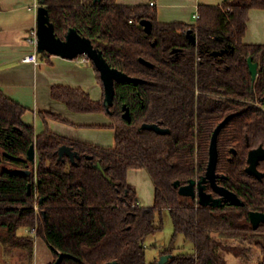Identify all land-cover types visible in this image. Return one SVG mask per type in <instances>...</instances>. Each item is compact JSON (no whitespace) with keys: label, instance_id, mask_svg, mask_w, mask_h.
I'll return each mask as SVG.
<instances>
[{"label":"trees","instance_id":"trees-1","mask_svg":"<svg viewBox=\"0 0 264 264\" xmlns=\"http://www.w3.org/2000/svg\"><path fill=\"white\" fill-rule=\"evenodd\" d=\"M44 4L58 36L65 38L75 27L92 39L111 66L143 81L116 82L109 110L104 97L94 99L81 87L51 88V96L75 112H106L116 130L114 146L73 139L49 126L37 134L23 120L28 108L0 87L2 247L18 250L25 264H35L36 237L53 250L49 264L59 254L63 257L58 264H158V259L147 261L145 242L162 229V211L168 208L174 238L183 233L195 245L192 253L175 255L171 247L165 249V254H173L168 264H226L219 250L223 238L253 242L262 251L259 264H264V222L254 228L250 221L251 210L264 211V177L246 170L249 151L264 145V43L245 42L250 11L264 9V0L200 4V17L193 23L161 22L153 5H122L117 0ZM142 19L151 20V33L141 25ZM189 28L197 36L196 44L187 36ZM224 48V54L213 55ZM249 57L259 65L256 79ZM89 63L102 83L94 62ZM124 105L131 120L123 116ZM41 114L66 120L52 112ZM229 115L218 136L217 181L236 192L244 205L203 206L197 198L181 195L174 182L186 184L205 174L213 132ZM146 122L170 132L142 129ZM32 143L36 162L28 159ZM64 144L73 146L80 157H60ZM132 168H145L152 178L155 194L150 207L138 203L128 178ZM259 169L264 172V160ZM207 190L217 195L210 185ZM24 227L32 234L20 235Z\"/></svg>","mask_w":264,"mask_h":264},{"label":"crops","instance_id":"crops-1","mask_svg":"<svg viewBox=\"0 0 264 264\" xmlns=\"http://www.w3.org/2000/svg\"><path fill=\"white\" fill-rule=\"evenodd\" d=\"M152 1L155 2L153 6L157 9L159 21L193 23L200 4H220L224 0H117L122 5H151ZM40 5L41 0H0V87L6 95L28 108L23 120L33 125L37 134L49 126L53 131L73 139L113 146L116 130L106 112H75L51 96L52 86L63 84L81 87L94 99H101L104 87L90 61H82L85 55L74 59L46 55L28 42L29 32L38 27ZM257 15L264 18V12ZM246 36L247 33L245 42ZM35 50L39 56L38 63L23 61L26 54ZM42 112H52L66 120L44 118ZM21 229L20 235L32 234L29 228L22 232ZM41 239H35V264H49L51 259H42L39 255Z\"/></svg>","mask_w":264,"mask_h":264},{"label":"water","instance_id":"water-1","mask_svg":"<svg viewBox=\"0 0 264 264\" xmlns=\"http://www.w3.org/2000/svg\"><path fill=\"white\" fill-rule=\"evenodd\" d=\"M141 25L144 27L147 33L152 31V22L150 19H142ZM38 44L37 50L40 53L48 52L50 54H55L62 56L64 58L74 59L80 55H86L92 60L100 72L102 83L104 86V103L108 110L110 106L114 103L115 98V83L116 82H134L139 83L143 81L142 78L131 76L128 73L111 66L106 57L104 56L102 50L95 47L92 39L82 35L75 27H70L65 35V38L58 36L55 32V25L51 20L49 9L44 4V0L41 1V5L38 8ZM187 36L191 42L197 43V36L193 33L192 28L187 30ZM228 49L224 48L221 50L213 51L214 56L224 54ZM141 61L152 65V62L141 57ZM248 64L250 72L253 79L258 76L259 65L258 62L253 61L252 57H249ZM123 116L131 120V113L129 107L124 105ZM231 115L227 116L222 120L215 128L211 143H210V157L205 174L201 175L197 179H191L186 184H181L180 180L174 182L175 187L178 188L181 195L190 196L192 198H197L199 203L203 206L212 207H222L225 202H230L233 205L242 206L244 201L239 195L227 188L224 185L218 183L217 178V162H218V136L221 129L230 119ZM142 129L154 130L160 134H165L170 132V128L163 127L158 123H143ZM236 151V150H234ZM7 156H11L5 153ZM60 157L64 155L70 156L71 160L75 161L76 158L80 157L77 150L71 145H61L59 148ZM12 157V156H11ZM91 157V156H89ZM28 159L31 162H36V144L32 143L28 149ZM264 160V145H260L256 148H252L248 153V166L246 170L248 173L255 175L259 179L264 177V172L259 169V163ZM97 167L103 169L101 163H97ZM20 172L30 174L29 169H19ZM208 185H210L213 191L217 194L216 196L213 192L207 190ZM30 186V185H29ZM250 221L254 228H257L261 222H264V211L251 210L250 211ZM172 253L163 254L158 261V264H168V260L172 257ZM63 254H59L58 258L52 264H58L62 259Z\"/></svg>","mask_w":264,"mask_h":264},{"label":"rangeland","instance_id":"rangeland-1","mask_svg":"<svg viewBox=\"0 0 264 264\" xmlns=\"http://www.w3.org/2000/svg\"><path fill=\"white\" fill-rule=\"evenodd\" d=\"M259 10V9H257ZM253 9L250 13L249 27L246 41L252 43H264V18L257 15L259 12ZM116 143V141H115ZM114 144V142H113ZM115 145V144H114ZM113 145V146H114ZM38 158L36 154V159ZM3 165L0 163V171ZM129 181L137 191L138 203L144 207H150L154 203L155 188L151 176L145 168H133L129 173ZM163 227L154 234H150L145 242L147 261L160 259L163 251L169 247L172 253H192L195 251V245L192 241L187 240L183 233H179L174 238V224L171 212L168 208L162 211ZM25 229H21V232ZM174 238V239H173ZM173 240V241H172ZM221 245L219 250L225 256L226 264H259L262 260V251L253 242L243 239L223 238L220 239ZM18 250H7L0 244V264H25V260L20 257ZM40 256L42 259H54V253L46 240L41 239ZM37 255V254H36Z\"/></svg>","mask_w":264,"mask_h":264},{"label":"built area","instance_id":"built-area-1","mask_svg":"<svg viewBox=\"0 0 264 264\" xmlns=\"http://www.w3.org/2000/svg\"><path fill=\"white\" fill-rule=\"evenodd\" d=\"M151 5H155V2L152 1L151 2ZM195 19H198L200 17V13L197 11L194 15ZM27 40L28 42L32 43L35 48L37 49V44H38V33H37V28H34L33 30H31L29 32V35L27 36ZM23 61L25 62H34V63H38L39 62V56H38V53H37V50H35L34 52L32 53H28L26 54L24 57H23ZM82 61L83 62H89L90 59L89 57H87L86 55L85 56H82ZM263 108H264V105H263ZM36 208L38 209V206H36Z\"/></svg>","mask_w":264,"mask_h":264}]
</instances>
